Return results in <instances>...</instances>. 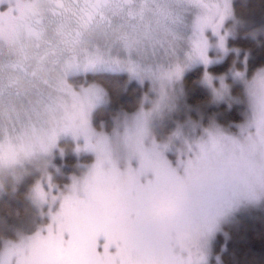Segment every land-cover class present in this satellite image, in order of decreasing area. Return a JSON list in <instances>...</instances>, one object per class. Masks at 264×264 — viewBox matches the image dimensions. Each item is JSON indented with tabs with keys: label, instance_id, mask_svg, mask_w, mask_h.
<instances>
[{
	"label": "rangeland",
	"instance_id": "374dc122",
	"mask_svg": "<svg viewBox=\"0 0 264 264\" xmlns=\"http://www.w3.org/2000/svg\"><path fill=\"white\" fill-rule=\"evenodd\" d=\"M3 1L0 105L8 102L15 122L0 125V196L33 180L28 161L49 162L27 191L32 217L20 222L16 240H5L0 264H204L218 235L227 240L229 229L264 219V67L250 71L245 53L240 69L209 71L246 26L235 0H156L148 17L155 27L141 36L92 42L44 64L35 43L27 44L29 62L20 61L26 45L11 29L36 21L38 0L2 8ZM195 67L201 78L188 86L186 73ZM99 72L124 73L143 88L140 105L116 120L111 134L92 121L110 105L104 86L70 82ZM37 80L49 92L32 102ZM201 88L209 100L192 105ZM233 106L240 119L225 126ZM43 112L46 125L32 123ZM65 168L69 175L56 178Z\"/></svg>",
	"mask_w": 264,
	"mask_h": 264
},
{
	"label": "trees",
	"instance_id": "16d2710c",
	"mask_svg": "<svg viewBox=\"0 0 264 264\" xmlns=\"http://www.w3.org/2000/svg\"><path fill=\"white\" fill-rule=\"evenodd\" d=\"M251 0H235L234 8L237 14L243 19H247L248 6ZM239 29L238 34L228 41L230 52L221 62L211 65L209 71L213 75H222L227 73L231 67L236 69L241 68V64L237 63L238 58H242L245 53L248 54V64L250 71L264 67V38L257 35L254 30ZM255 32L254 35L251 33ZM240 50L238 56L231 50ZM233 65V66H232ZM251 72V73H252ZM202 69L195 67L186 73V84L188 86L194 85L195 81L201 78ZM73 85L77 84H92L98 83L104 86L107 91V96L110 100L109 106H100L93 114V126L96 130H101L111 134L114 129L115 121L121 116L131 114L140 105V98L142 96L143 88L134 80H129L124 73H99V74H85L76 76L70 79ZM115 86V91L113 87ZM209 100L208 91L204 88L196 89L191 96L190 102L192 105H204ZM240 109L233 106L227 111V116L223 118V125L228 126V122L239 120ZM84 162L90 161V156H85ZM76 159L73 156L66 157V165L72 166ZM65 168L64 176L56 178H63L68 176V171ZM32 180L31 177L25 179L20 185L26 187L20 199L25 201L22 207L13 208L11 202L7 205L5 201L15 195L16 191L4 192L0 196V251L5 240H16L21 229L20 222L31 218L33 208L27 198V191L29 190ZM68 178H66V182ZM62 186L67 183L60 182ZM230 237L227 240L222 239L221 235L214 244L213 252L218 257L221 264H224L225 259L231 257L235 261H248L252 259H259L264 256V219L258 221H251L242 224L236 229L230 230Z\"/></svg>",
	"mask_w": 264,
	"mask_h": 264
},
{
	"label": "flooded vegetation",
	"instance_id": "af4514ba",
	"mask_svg": "<svg viewBox=\"0 0 264 264\" xmlns=\"http://www.w3.org/2000/svg\"><path fill=\"white\" fill-rule=\"evenodd\" d=\"M155 1L38 0L34 23L24 27L11 26L12 32L18 33L22 40L19 45H26L20 61L23 64L29 62L31 54L26 52L28 43L36 44V52L40 51L36 56L44 64L50 59L59 63L65 55L73 56L80 49L90 47L92 42L111 41L116 45L111 38L122 41L141 36L143 30L155 27L154 22L148 19L155 14L152 12ZM196 2L199 3V0ZM9 3V0H4L2 8ZM50 49L52 53L48 52ZM9 70L20 72L18 68Z\"/></svg>",
	"mask_w": 264,
	"mask_h": 264
},
{
	"label": "clouds",
	"instance_id": "9594fccd",
	"mask_svg": "<svg viewBox=\"0 0 264 264\" xmlns=\"http://www.w3.org/2000/svg\"><path fill=\"white\" fill-rule=\"evenodd\" d=\"M231 26L232 20L226 21V27L230 28ZM249 29L256 31L257 35L264 38V0H251V3L248 6L247 22L244 30ZM233 89L239 96L240 102L243 104L244 90L242 84L238 81L235 82L233 84ZM113 91H115V86L113 87ZM48 92L49 89L46 86L40 84L39 80H37L35 81L33 94L29 99L32 102H35L46 97ZM15 103L17 110H19L21 104H27L28 100L16 101ZM145 107H150V105L146 104ZM48 119L49 114L47 112H43L38 118L34 117L32 123L36 125H46ZM13 122H15V116L9 111L8 102L5 101L2 105H0V125L8 127ZM17 131H19V128H17ZM48 162L49 157H40L27 162V166L33 171V180H31L29 183L34 182L35 178L43 179V174ZM48 170L50 171V169ZM26 190L27 189L23 184L18 186L15 195L9 197V199L5 201V204L7 205L9 202H11L13 208L22 207V205L26 202L22 201L20 197H22L23 192ZM204 264H220V261L216 258L214 252H209ZM224 264H264V256H261L259 259H252L248 261H235L229 256V258L225 259Z\"/></svg>",
	"mask_w": 264,
	"mask_h": 264
},
{
	"label": "snow or ice",
	"instance_id": "6c2138e0",
	"mask_svg": "<svg viewBox=\"0 0 264 264\" xmlns=\"http://www.w3.org/2000/svg\"><path fill=\"white\" fill-rule=\"evenodd\" d=\"M223 38H221V46H222Z\"/></svg>",
	"mask_w": 264,
	"mask_h": 264
}]
</instances>
